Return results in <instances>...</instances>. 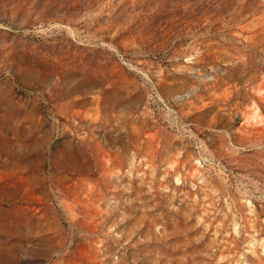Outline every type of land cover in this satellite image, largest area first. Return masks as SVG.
<instances>
[{
  "label": "rangeland",
  "instance_id": "rangeland-1",
  "mask_svg": "<svg viewBox=\"0 0 264 264\" xmlns=\"http://www.w3.org/2000/svg\"><path fill=\"white\" fill-rule=\"evenodd\" d=\"M0 264H264V0H0Z\"/></svg>",
  "mask_w": 264,
  "mask_h": 264
}]
</instances>
